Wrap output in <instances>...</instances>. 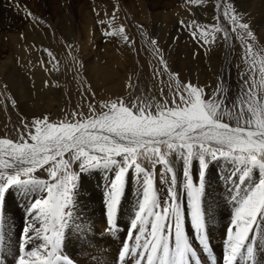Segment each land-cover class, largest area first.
I'll return each instance as SVG.
<instances>
[{"label": "rangeland", "instance_id": "1", "mask_svg": "<svg viewBox=\"0 0 264 264\" xmlns=\"http://www.w3.org/2000/svg\"><path fill=\"white\" fill-rule=\"evenodd\" d=\"M225 2L243 15V22L249 23L264 50V0H221L220 12L216 9V0H207L203 5H194L188 0H0V138L16 142L21 141L23 136L28 143H32L28 132H34L33 120H43L46 116L49 122L72 121L73 114L75 120H82L92 114L89 105L98 114L103 111L102 102L112 100L123 99L129 107L132 102L150 104L151 111L155 113L157 104L167 102L169 107L173 106L177 82L182 85L191 82L202 87L206 101L223 100L221 110L238 111L240 99L247 90L244 82L250 77L249 65L244 62L245 52L238 54L245 41L238 39L236 34L225 41L223 34L217 33L216 42L205 45L199 36L197 39L192 37L191 32L197 31L194 25L190 29L181 27V21L186 26L193 20L197 24H215V17L219 15L221 26L231 32L232 25L225 21L222 14ZM28 11L36 19L30 18ZM114 11L116 19L109 25L107 21ZM120 26L124 27L129 42H124L121 37L104 35L106 31ZM152 40L156 41L155 48L151 45ZM45 49L51 51L54 60ZM257 76L259 81L258 73ZM71 95L73 100L68 102ZM176 103H179L178 97ZM234 105L237 107L234 108ZM224 121L234 124L228 116L224 117ZM161 150L166 149L162 147ZM177 154L183 158L181 153ZM171 156L172 153L168 160ZM68 158V153H65L64 159ZM194 161L199 159L194 158L189 169L193 182ZM137 162L146 171L137 173L134 167L129 168L125 182L130 175L153 176L156 168L165 167L145 157H140ZM49 166L37 167L32 177L54 183L55 178L48 173ZM120 166L114 164L82 170L79 161L71 164V171L78 174V179L72 203L65 209L69 216L63 235L71 230L73 236H79V216L76 213L73 216V205L76 194L86 189L84 180H91L86 190L100 191L105 185L111 186L110 180L118 175ZM163 170L166 171L165 168ZM199 170L201 175L202 168ZM246 170L258 183L264 179V172L259 166L241 164L228 158L208 159L203 177L211 174L241 175ZM12 171L8 169L9 174ZM104 176L111 179L100 183ZM25 178L21 176L22 180ZM196 182L194 184L199 186ZM252 183L243 187V191L248 193L255 186V181ZM161 186L162 200L163 193L169 188L165 182ZM132 189L136 188L133 186ZM215 189L225 190L226 187ZM41 193L45 191L40 185L27 183L13 184L3 193L18 198L10 220L16 223L19 230L30 220L29 205L34 201L28 203L27 197H38ZM123 197L124 194L117 206L122 205ZM238 202L233 206L234 210ZM76 203L79 205V200ZM132 224V221L128 223L129 226ZM75 225L78 229H72Z\"/></svg>", "mask_w": 264, "mask_h": 264}, {"label": "snow or ice", "instance_id": "2", "mask_svg": "<svg viewBox=\"0 0 264 264\" xmlns=\"http://www.w3.org/2000/svg\"><path fill=\"white\" fill-rule=\"evenodd\" d=\"M188 2L203 5L207 0ZM221 7V0H216L218 12ZM222 14L225 21L232 25L231 32L221 26L219 15L215 17V24H197L193 20L186 26L181 21V27L190 29L194 25L197 31L191 32L192 37L197 39L199 36L205 45L214 44L217 33H222L225 41L230 40L232 34L245 41V60L249 65L250 80L244 82L247 90L240 99L238 111L221 110L223 100L206 101L202 87L191 82L183 85L177 82L173 106L169 107L167 102L157 104L155 113L151 111L150 104L132 102L129 107L123 99L112 100L102 102L103 111L98 114L89 105L92 114L82 120H75V114L72 121L49 122L46 116L43 120H33L34 132H28L32 143H28L23 136V142L0 138V210L3 193L13 184H38L46 192V198L37 199L29 209L30 221L24 230L17 264H60L65 218L68 215L65 209L72 203L73 189L78 179V174L71 171L74 162L79 161L82 170L121 165L108 193L110 222L121 199L128 169L134 167L137 173L146 171L137 162L140 157L164 165L167 173L171 174L170 199L162 209L153 187V178L150 174L146 177L142 201L131 226L132 230H136L139 225V234L134 239L136 248L133 249L134 254L136 249H140L137 264H187L190 248L184 235L181 206L175 199L176 178L167 158L171 153L183 155L192 220L198 228L203 227V180L196 186L189 174L194 158L200 161L202 178L207 160L218 158L259 166L264 172V60L257 66L252 45L246 42V38L254 42L255 36L249 23L243 22V15L226 2ZM27 15L36 19L30 11ZM115 19L114 11L107 23L111 25ZM104 35L121 37L124 42H129L123 26L106 31ZM151 45L155 48L156 41L152 40ZM44 51L55 59L51 51ZM257 73L259 81L256 79ZM177 97L179 103H176ZM225 116L234 124L225 122ZM162 147L166 150L162 151ZM65 153H68V159H64ZM44 165H50L48 173L55 178L54 183L32 177L34 170ZM8 169L13 170L11 174ZM247 175L246 170L244 178ZM21 176L26 178L22 180ZM261 215H264V179L250 189L235 208L227 237L226 264H232L235 260ZM233 226L235 231L232 230ZM173 236L175 246L170 249L169 240ZM32 240L39 243L25 251L24 246ZM128 253L129 247L125 245L122 254Z\"/></svg>", "mask_w": 264, "mask_h": 264}, {"label": "bare ground", "instance_id": "3", "mask_svg": "<svg viewBox=\"0 0 264 264\" xmlns=\"http://www.w3.org/2000/svg\"><path fill=\"white\" fill-rule=\"evenodd\" d=\"M246 42L247 44L254 45H252V53L256 56L257 65H259L260 61L264 60V50L259 45V40L255 38L253 42L251 38H246ZM245 51L246 44L238 49V54ZM244 62H246V60ZM62 76H64V74ZM256 79H258L257 75ZM248 80H250V77ZM69 89L71 90V88ZM72 93L74 94V92ZM72 95L69 97L68 102L73 100ZM74 96H76V94ZM169 164L175 174V199L181 206L184 235L190 248L186 257L187 264H226L225 258L229 232H227V230H229L232 224L235 212L233 206L236 205L237 200L242 199L247 194L246 191H243V187L249 184L252 185L254 181V185H257L258 180L249 175L244 178V174L232 176H214L211 174V176L208 175V177L202 178L199 170L201 164L199 161H194L193 172L195 174V181H197L196 183L199 185L202 179L204 185L201 195L203 227L198 228L193 223L191 201L188 190L184 186L185 162L180 154L174 152L169 160ZM163 168L165 167L161 166L156 168L157 171L154 170L152 173L153 187L160 201L161 209L170 199L169 189L166 193L162 192L163 198L162 200L160 199L161 185L164 182L167 188H170L171 185V174H168ZM115 178L116 177H113L111 179L110 176H104L103 180H99L101 183V181L107 182V180L111 179L109 185H112ZM145 178V175H138L136 177L130 175V179L126 178L125 183L127 188H125V190L123 188L122 194H124V197L122 205L120 207L117 206L115 216L112 218L111 222L107 208L108 193L111 186L105 185L102 190L92 192L86 190L91 180H84L86 189L80 190L79 193L76 194L73 205L75 207L73 216L74 213L79 216V236H73L71 230L68 231V234H71L70 238L68 234V237L66 234L63 235L60 249L62 260L60 264H137L140 249H136L135 254L133 253V249L136 248L134 239L139 234V225L136 230H129L127 226H129V222L135 220L134 215L137 214L142 201V199H139V196L143 197L144 193L145 183L143 184V179ZM237 184L240 185L237 186ZM133 186L136 189H132ZM219 186H224L226 189L218 191L215 189L214 191V188L216 187L219 189ZM207 196H209V200L206 198ZM40 198H46V192L41 193L38 197L28 196L27 200L28 203H31ZM17 200L18 198H15L13 195L8 194L5 196L3 194L4 205H2V210H0V264H17L18 258L21 255L24 230L30 220L24 223L25 227L23 229L20 228V230L16 223L10 220L12 212L16 210L15 204H18V202H16ZM78 200L79 205L76 203ZM33 203H31V205ZM129 204H131V207L128 206ZM31 205H29V207H31ZM67 216L65 221L68 219ZM227 216L230 217V220L225 225V221L228 218ZM150 220L151 218H149V228ZM76 228L78 229L77 225L72 229ZM232 230H236L234 226ZM77 237H79V241L76 240L78 239ZM141 242H143V237L141 238ZM37 243L39 242L32 240L31 243L24 246V250L28 251L32 249ZM125 245L129 247V253L127 255L122 254ZM169 246L170 249L174 248V236L170 238ZM241 250L243 251V255L247 256V264H264V215L258 217L256 224L253 225V229ZM240 253L236 256L232 264H242L241 260H243V258L240 256ZM145 255H147V253H145Z\"/></svg>", "mask_w": 264, "mask_h": 264}]
</instances>
